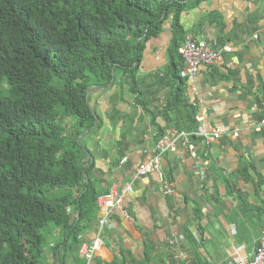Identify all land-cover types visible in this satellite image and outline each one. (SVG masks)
Wrapping results in <instances>:
<instances>
[{
    "label": "crops",
    "instance_id": "crops-1",
    "mask_svg": "<svg viewBox=\"0 0 264 264\" xmlns=\"http://www.w3.org/2000/svg\"><path fill=\"white\" fill-rule=\"evenodd\" d=\"M214 16L218 22L211 23ZM173 24L171 16L161 35L147 43L135 87L118 74L108 85L93 86L88 96L99 125L83 135L93 178L104 193L134 186L110 218L95 264L124 257L126 264H184L172 259L166 244L170 237L178 238L196 260L227 264L237 255L252 256L264 233V0H203L182 14L184 41L234 48L224 62L203 66L195 80L186 81V98L202 118L199 129L225 133L205 148L210 160L206 171L180 141L176 152L163 156L162 175L133 179L150 158L145 151L155 155L160 132L178 131L162 114L181 82L170 53ZM180 111L172 117L184 125L186 114ZM191 140L199 144L202 137ZM232 181L248 203L230 195ZM168 188L172 195H166ZM93 225L87 241L95 238Z\"/></svg>",
    "mask_w": 264,
    "mask_h": 264
},
{
    "label": "trees",
    "instance_id": "trees-1",
    "mask_svg": "<svg viewBox=\"0 0 264 264\" xmlns=\"http://www.w3.org/2000/svg\"><path fill=\"white\" fill-rule=\"evenodd\" d=\"M201 1L0 0V85L7 81L12 95L0 98V264H48V252L52 264H85L79 249L97 224L100 197L110 193L93 178L83 144V135L99 126L89 93L118 74L135 87L147 43L171 16L170 53L181 82L162 114L178 131L199 130L198 108L186 98L181 77L180 23ZM177 111L186 114L184 125L172 117ZM165 135L162 130L159 137ZM231 183L230 195L248 203ZM196 214L201 219L199 209Z\"/></svg>",
    "mask_w": 264,
    "mask_h": 264
},
{
    "label": "built area",
    "instance_id": "built-area-1",
    "mask_svg": "<svg viewBox=\"0 0 264 264\" xmlns=\"http://www.w3.org/2000/svg\"><path fill=\"white\" fill-rule=\"evenodd\" d=\"M257 38V36H256ZM234 48L229 45H223L213 49L208 47L205 42L187 41L180 48V54L184 60V69L181 72V77L186 80H195L203 66H213L224 62L227 55L232 54ZM197 121H202V118L197 117ZM261 129H257L260 131ZM239 130H236L235 135H239ZM225 131L217 129L214 133H209L205 129H199L197 132L188 133L186 131H177L174 134L165 135L158 139L155 149V155L151 156L149 151V159L141 167L138 168L134 175V180L145 177L153 172H158L162 175V158L164 155L176 152L178 144L183 141L189 148L190 154L194 159L200 160L205 168L210 166L209 152L205 150L209 144L218 141ZM196 135L202 137L199 144L192 143V137ZM203 152V155L201 154ZM128 158H124L122 163H125ZM134 192L133 183L123 186L121 189H114L108 194L100 197L99 219L95 229V238L91 241L84 242L79 249V257L85 261V264H95L96 258L99 255L101 248L104 246L105 228L110 222V218L114 214L117 207L123 204L125 197ZM166 195H172L174 191L170 188L165 192ZM166 244L170 249L172 259L183 262L184 264H196V259L188 251V248L176 237L167 239ZM227 264H264V233L258 241L257 248L252 256L242 257L235 256Z\"/></svg>",
    "mask_w": 264,
    "mask_h": 264
},
{
    "label": "rangeland",
    "instance_id": "rangeland-1",
    "mask_svg": "<svg viewBox=\"0 0 264 264\" xmlns=\"http://www.w3.org/2000/svg\"><path fill=\"white\" fill-rule=\"evenodd\" d=\"M9 97H12V95L11 92L9 91L8 83L7 81H5L0 85V98H9Z\"/></svg>",
    "mask_w": 264,
    "mask_h": 264
}]
</instances>
